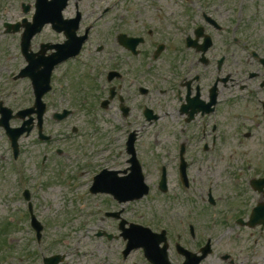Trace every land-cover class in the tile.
I'll use <instances>...</instances> for the list:
<instances>
[{"label": "flooded vegetation", "instance_id": "af4514ba", "mask_svg": "<svg viewBox=\"0 0 264 264\" xmlns=\"http://www.w3.org/2000/svg\"><path fill=\"white\" fill-rule=\"evenodd\" d=\"M248 6L247 0H0V137L5 136L6 109L12 111L11 126L19 127L18 112L34 105V79L48 81L38 87L50 86L43 98L45 133L69 92L81 95V78L103 81L107 110L126 127L127 161L117 171L130 173L127 142L134 133L144 173L157 172L158 189L166 179L167 192L159 191L167 206L192 207L199 197L208 207H218L231 187L245 192L253 179L264 178V39L246 29ZM21 96L28 97L25 108ZM148 109L163 112L155 122L174 110L178 123L177 134L157 139L161 151L150 167L141 145L142 127L155 123L148 121ZM238 115L246 120L237 124ZM130 117L144 120L140 129L127 127ZM230 118L233 132L226 126ZM240 157L252 160L248 169L230 167L229 160ZM197 192L202 194L196 197ZM261 195L258 201L264 199ZM111 199L123 208L105 213L119 211L128 226L127 207L133 202L120 205ZM218 212L227 227L228 209ZM250 212L238 218L246 219ZM94 216L101 222L110 219L101 210ZM165 230L169 252L180 244L200 253L208 241H199L201 235L189 226L174 243L170 228ZM79 236V242L86 238ZM93 237L108 251L116 242L124 243L121 235Z\"/></svg>", "mask_w": 264, "mask_h": 264}, {"label": "rangeland", "instance_id": "374dc122", "mask_svg": "<svg viewBox=\"0 0 264 264\" xmlns=\"http://www.w3.org/2000/svg\"><path fill=\"white\" fill-rule=\"evenodd\" d=\"M247 3L249 4L248 10L251 11V20L246 24V29L255 39H264V0H248ZM80 80L81 87L91 89V91L87 90V93L95 92L94 81L86 78ZM102 92L98 90L95 93L99 101L107 96V94L102 95ZM68 97V107L70 108L76 106L80 102L79 100L84 98V94L82 93L80 96L69 92ZM27 100V96H21V106H25ZM73 111V115L61 125L53 123L51 119L48 122L50 125L46 129V133L53 136L52 145L36 144L39 141L37 132L21 140L19 165L21 172L25 173V177L31 178L32 184H29V180L21 181L13 167L10 143L6 136L0 137V220L10 223L12 231L11 234L4 237L6 240L3 242H6V245L0 252V264H6L4 261L6 257L7 264H18L19 262L20 264H42L41 255L50 253L45 246L41 245V248L37 246L35 233L30 227L27 205L22 197L26 187L31 190L35 213L46 228V235H48L46 245L52 248L54 253L60 252L67 255L64 264H149L141 252H134L127 261L122 263L119 250L123 245L122 242H116L112 250L106 251L99 245L98 239L92 238V235H95L99 230L119 233L115 221L109 219L106 222H101L98 220L99 217L94 215L100 209L117 210V208L123 207L117 206L109 197L80 198L79 194L85 192L84 189L78 188L76 194L73 190L74 187L67 189L77 171L80 172L77 174L79 179L83 176L85 179L89 178L88 173L81 175V170L86 168V161L90 163L89 174L97 173L103 168H124L127 161L124 131L126 127L120 125V121L114 117L111 111H105L101 107L92 113L82 110ZM156 113L164 115L160 111ZM236 113L237 111L233 114ZM175 118L177 119V115L173 110L168 119L160 120L152 125L148 123L142 127L141 145L144 148L148 167L154 161L156 152L161 151L157 139L163 138L164 140L172 134H177L175 129L178 123H175ZM129 119L126 125L133 129H140L141 124L144 123L141 117H130ZM233 120L230 118L226 123L231 132L235 130L233 129L234 125H229ZM239 120L245 121L246 118L238 115L235 122L240 124ZM163 127L165 131H163ZM75 128H77L76 133H74ZM252 145L253 142H250L246 146L251 147ZM82 148L85 153H82ZM86 153L89 155L86 156ZM159 153L161 154V152ZM45 158H48V161H45ZM251 161L242 157L229 160L232 164L230 167L236 169H241V167L248 169L250 166L247 164ZM145 170L149 183L154 186L157 183V172ZM243 172L245 173V171ZM55 180L62 182L63 186L53 187ZM153 190V199L150 198L127 207L126 218L137 223L149 224L154 230H159L158 222L173 227V220L169 219L176 213L184 214V207H168L160 196L159 190L157 188ZM66 191L72 193L68 194V200L65 203L63 194ZM236 191L228 190L225 193L224 202H222L223 210L229 209L230 204L236 205V210L231 214L230 222L224 229L219 224L214 225L217 230L213 228L209 221L211 212L208 207L201 203L195 205L197 216L196 218L191 217V219L199 231L197 235H201L198 240L207 241L209 236L206 235H212L215 243L213 254L202 264H264V230L248 229L234 225L233 222L235 218L254 207L262 195L248 189L244 192L248 195L243 196L241 187ZM173 194L175 193L171 192V195ZM71 200L73 203H70ZM64 205L67 208H64ZM98 208L100 209L98 210ZM174 208H177L178 211L173 212ZM79 211L84 213V217H81L82 212ZM175 229L171 230L173 235L183 231L182 227L181 231H175ZM78 235H89V237L78 242ZM173 235L171 237L174 240ZM56 237L61 238V242L55 243ZM16 246L18 248L13 250ZM33 251H35L34 254ZM79 251H82V254L79 255ZM226 255H230V258H227ZM170 258L175 264L181 262V258L175 250L171 252Z\"/></svg>", "mask_w": 264, "mask_h": 264}, {"label": "water", "instance_id": "95a60500", "mask_svg": "<svg viewBox=\"0 0 264 264\" xmlns=\"http://www.w3.org/2000/svg\"><path fill=\"white\" fill-rule=\"evenodd\" d=\"M43 112L44 109L42 108L41 111H39L40 115L43 114ZM6 124H8V122H6ZM28 130L29 128H26V126L17 131L8 129V135L11 138L16 152L18 151V138ZM256 186L258 187L259 185ZM94 191L114 194L120 201L140 198L147 193V190L143 183L140 166L136 161L133 162L132 174L130 175V177L119 179L115 173H104L98 178ZM27 199H30L28 195ZM258 223L264 224L263 204L254 210L252 220L249 224L250 226H255ZM34 228L37 231H41L43 227L34 220ZM128 235L129 240L133 244L137 242L135 244L137 247L142 246L144 248L146 256L151 262H153L154 264H169L166 248L161 250L158 249V241L154 240L156 238H152L156 234H153L149 229H145L139 226H132V228L129 230ZM208 253H210L209 249L205 251V254L202 257H197L196 259L190 257L188 258V262L186 264H199L200 261L208 255ZM59 259L61 260L62 258L60 256L55 257V259L53 260L54 263H57Z\"/></svg>", "mask_w": 264, "mask_h": 264}]
</instances>
